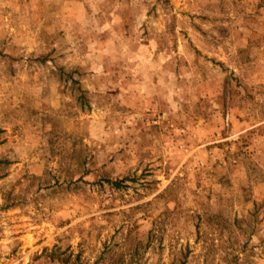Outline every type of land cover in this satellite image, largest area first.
Listing matches in <instances>:
<instances>
[{
  "label": "rangeland",
  "instance_id": "1",
  "mask_svg": "<svg viewBox=\"0 0 264 264\" xmlns=\"http://www.w3.org/2000/svg\"><path fill=\"white\" fill-rule=\"evenodd\" d=\"M0 264H264V0H0Z\"/></svg>",
  "mask_w": 264,
  "mask_h": 264
},
{
  "label": "trees",
  "instance_id": "2",
  "mask_svg": "<svg viewBox=\"0 0 264 264\" xmlns=\"http://www.w3.org/2000/svg\"><path fill=\"white\" fill-rule=\"evenodd\" d=\"M112 184L115 185V183H112ZM119 184H120V185H119ZM121 184H122V183H116L117 188H120ZM116 185H115V186H116Z\"/></svg>",
  "mask_w": 264,
  "mask_h": 264
}]
</instances>
